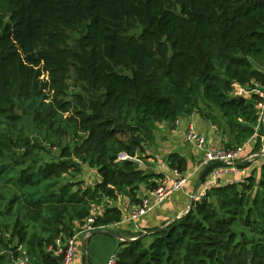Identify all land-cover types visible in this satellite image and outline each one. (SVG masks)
Listing matches in <instances>:
<instances>
[{
    "label": "trees",
    "instance_id": "16d2710c",
    "mask_svg": "<svg viewBox=\"0 0 264 264\" xmlns=\"http://www.w3.org/2000/svg\"><path fill=\"white\" fill-rule=\"evenodd\" d=\"M75 29L77 47L69 49L63 31ZM31 54L57 87L71 71L82 85L86 99L76 114L87 136L62 156L74 155L100 176L92 189L66 182L57 190L62 176L80 171L78 165L48 163L18 175L20 217L13 235L19 244L28 241L23 220L47 226L36 263L62 264L55 241L73 236L66 220L82 219L90 204L103 197L116 201L122 192L137 205L141 187L164 178L132 160L154 143L157 124L200 112L216 126L214 108L237 143L252 136L259 97L242 102L229 94L234 84L264 87V71L252 64L264 63V0H0V125L17 126L23 62ZM1 147L33 152L24 135L2 134ZM121 153L131 159L118 160ZM166 165L187 172L176 153L166 156ZM51 182L53 189L46 190ZM108 206L94 227L121 222V211ZM115 255V264H264V163L259 179L251 175L241 186L212 188L149 242H121ZM0 264H10L6 255Z\"/></svg>",
    "mask_w": 264,
    "mask_h": 264
},
{
    "label": "rangeland",
    "instance_id": "374dc122",
    "mask_svg": "<svg viewBox=\"0 0 264 264\" xmlns=\"http://www.w3.org/2000/svg\"><path fill=\"white\" fill-rule=\"evenodd\" d=\"M79 36L80 29L65 30L63 31L62 38L67 48L75 49ZM28 57L23 62L26 78L23 81V91L21 92V98L15 110V114L18 116L17 126L7 127L6 124L0 125V240L6 246L5 248L0 244V255H6L10 264H12L14 259L20 257H27L29 264H37V243L42 237H48L44 231L47 226H42L41 223L35 224L29 220L22 221L23 225L28 226L26 230L28 241L26 243L19 244L18 237L13 235V228L18 220L16 217H20L18 213L20 211L18 209L19 186L15 183L22 169H37L44 164L60 162H69L78 165L80 171L62 176L53 187L57 190L60 188V185L66 182L80 183L81 189H92L100 182V176L94 167L82 162L74 155L68 157L62 156L64 150H68L72 154L75 146L80 143L82 138L87 136L85 132L80 131V123L78 121V115L76 114L82 108V101L86 99L82 85L74 79L71 71L64 86L57 87L44 73L42 65L36 60L37 56L31 54ZM252 64L255 69L264 71L263 62L255 60ZM233 90L240 98L250 100L253 96L252 91L254 89H240L239 86L234 85ZM63 104L65 105L63 106ZM199 108L200 110L204 109L202 102H199ZM195 114L201 120L209 122L212 125L210 121L203 118L200 112ZM212 114L216 117L215 119L217 121L215 132L220 135L222 140L219 146L225 149H242V157L247 159L243 163V167L248 168L255 179H259L260 166L262 164V161L257 158V154L261 149L259 138L261 134L260 129L257 130L256 136L253 133L244 142L237 143L235 134L230 131L226 122L214 108H212ZM238 123L246 126L241 120ZM4 133L9 134L14 139L19 135H24L28 143L33 146V152L26 156L23 154V149L16 151L2 149L1 135ZM144 148L143 152L136 153L134 162L137 163L138 167H143L144 171H150L151 167H157L158 163L156 160L155 164H149L147 162L150 156H148V151ZM119 156L118 160H121ZM136 161H141V164H138ZM144 165L148 169L144 168ZM192 183H195V179L192 180ZM50 185H52V182L45 185L44 188L46 190L53 189L50 188ZM125 197H127L126 194L122 192L118 194L116 199V202L119 201L122 207ZM111 203L113 204V202H109L108 198L103 197L100 203L90 204L89 213L96 206H102L104 208L106 205H111ZM86 217L74 221L66 220V224L70 226L73 235L80 231L82 228L81 221ZM60 236L67 239L64 234ZM71 264H83V262L80 256L77 255Z\"/></svg>",
    "mask_w": 264,
    "mask_h": 264
},
{
    "label": "crops",
    "instance_id": "0c3cea01",
    "mask_svg": "<svg viewBox=\"0 0 264 264\" xmlns=\"http://www.w3.org/2000/svg\"><path fill=\"white\" fill-rule=\"evenodd\" d=\"M178 119L179 124L174 132L173 124L169 122L157 124L154 131V143L144 148L148 151V156H150L147 162L155 164L156 160L158 166H155V168L151 167L150 171H144L143 167L139 168L146 173L162 174L165 178H171L172 171L166 165V156L176 153L187 162L185 175L190 176V179L186 185V191L173 194L163 204L135 223L126 222L130 209L135 205L130 202L128 197L124 198L123 207L119 201H112L113 204L111 203L108 207H115L121 211V222L112 228L96 231L88 239L79 238L77 240L75 256L79 255L83 264H106L108 257L117 252L121 242L143 239L147 243L151 240L153 233L164 229L168 224L181 218L188 211L191 204V196L198 188L202 157L193 146L182 143V133L187 125L192 123L199 132L207 135L210 144L220 147L222 140L220 135L215 132V126L201 120L195 113L181 116ZM168 151L170 152L167 153ZM133 161H135V158ZM136 162L141 164V161ZM144 168L148 169L146 165H144ZM194 179L195 183H192ZM143 188L141 187L138 191L137 198Z\"/></svg>",
    "mask_w": 264,
    "mask_h": 264
},
{
    "label": "built area",
    "instance_id": "2783aa9c",
    "mask_svg": "<svg viewBox=\"0 0 264 264\" xmlns=\"http://www.w3.org/2000/svg\"><path fill=\"white\" fill-rule=\"evenodd\" d=\"M239 88L254 89L252 91V95H256L260 99V103L257 105L256 110V126L253 129L255 136L257 135V130L260 129L261 131L259 136L261 149L257 154V158L264 163V87L254 81H251L245 86H239ZM229 97L235 99L239 98V95L232 90ZM172 124L174 132L179 124V119H176ZM181 141L183 144L193 146L202 157L198 188L191 196V202H201L204 198H206L207 193L215 187L241 186L245 184L247 179L251 176V171L248 168L241 167L243 163L247 161V159L242 157V149H225L223 147H217L210 144L208 142L207 135L199 132L192 123H189L183 131ZM119 159L129 160L131 158L121 153ZM217 164L220 166L215 167ZM206 168L208 171L201 181L200 178ZM171 174V178L164 177L157 181L154 187H144L143 190L140 191L138 195L140 202L130 209L126 222L135 223L142 217L151 213L156 207L163 204L173 194L184 193L186 191V185L190 176L183 175L177 171H172ZM103 210L104 208L102 206L92 208L88 217L81 221L82 228L78 233L74 234L71 238L65 239L64 241H62L61 238H58L55 241L56 250L54 253L63 254L62 264L72 263L76 254V243L79 238L88 239L96 231H103L116 225L94 227L96 219L102 215ZM115 263L116 255L112 254L108 257L106 264ZM12 264H29V259L27 257H20L14 259Z\"/></svg>",
    "mask_w": 264,
    "mask_h": 264
},
{
    "label": "water",
    "instance_id": "95a60500",
    "mask_svg": "<svg viewBox=\"0 0 264 264\" xmlns=\"http://www.w3.org/2000/svg\"><path fill=\"white\" fill-rule=\"evenodd\" d=\"M235 100H239V101H242V102H244V101H245V99H244V98H240V97H239V98H235ZM193 204H194V203H193V202H191V204H190V206H189V209H188V211H189V210H190V208L193 206ZM188 211H187V212H188ZM187 212H186V213H187ZM186 213H185V214H186Z\"/></svg>",
    "mask_w": 264,
    "mask_h": 264
}]
</instances>
